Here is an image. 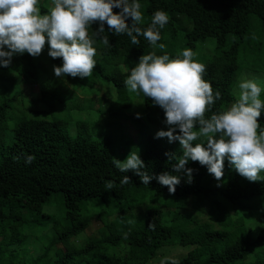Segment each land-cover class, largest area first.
I'll return each mask as SVG.
<instances>
[{"label":"trees","instance_id":"obj_1","mask_svg":"<svg viewBox=\"0 0 264 264\" xmlns=\"http://www.w3.org/2000/svg\"><path fill=\"white\" fill-rule=\"evenodd\" d=\"M138 2L144 17L139 26L143 29L150 25L153 14L158 10H163L169 17L168 23L160 30L161 40L157 46L164 44L167 33L175 35L177 29L182 27L187 28L184 33L187 43L184 46L193 51L200 41L215 40L214 55L203 64L204 79L212 84L214 93L220 91L221 99L210 107L206 118L227 110L235 101L232 88L241 72L240 52L244 47L252 46V18L258 17L264 26V0ZM113 11L119 13L120 9ZM126 22L129 25L132 23L131 19ZM98 28L97 21L88 29L89 37L94 41L93 47L97 49L94 58L100 59L103 64L95 71L99 72L96 81L103 79L113 84L117 95L110 100L104 97L103 101L100 100V107L99 103L94 106L106 116L108 126H115V131H122L125 138L130 132L128 137L132 136L134 142L145 145L140 158L149 175L159 176L169 172L179 175L181 183L177 185L175 194H170L168 187L155 179L149 185H143L131 171L121 172L113 162L115 157L112 152L100 143L82 136L73 140L59 123L45 118L10 117L15 103L23 94L20 89H14L13 82H19L22 77L33 84V89L34 85L40 84V98L37 97L40 102H46L47 97L52 96L50 87L53 83L59 81L67 86L64 81L54 77L55 73L49 75L52 80L43 78L36 57L28 53L16 55L9 67L0 65V88L5 93L13 89L11 97L0 101V132L5 125H10L12 131L3 139L0 137V264H150L166 246H199L206 251L210 245L230 238L222 227L230 228L235 223L233 216L254 210L259 207L258 200H264V181L250 182L231 170L232 166L228 163H225L227 170L222 181L217 182L212 178L207 185L203 184L209 173L207 166H201L198 161H189L186 165L193 169L190 183L185 173L173 170L172 165L176 160L170 162L165 153L180 156L181 152L171 148L162 138L157 139L149 125L131 115L132 100L124 84L127 74L121 69L122 66L134 68L141 56L154 52L153 46L143 37L139 38V45H133L126 34L117 36L108 31L107 24L105 32L97 37L95 31ZM104 36H107L109 44L103 43ZM159 53L156 55H161ZM169 57L174 59L170 54ZM51 62L54 66H62L63 63L62 58H52ZM108 67L112 68L111 71ZM64 79L74 84L82 83L83 87L91 84L87 78L67 76ZM31 97H34L33 90ZM98 100L91 99L92 102ZM104 103L107 106L103 107ZM144 105L147 110L154 106L151 98L145 97ZM156 107L165 120L164 111ZM261 112L259 131H264V109ZM129 121L132 126L128 125ZM155 130L160 131V128ZM28 156H34L35 160L27 163ZM125 175L130 177L132 183L121 186L120 181ZM107 181L114 182L110 190L106 188ZM218 183L221 186L218 187ZM54 197L62 201L71 226L53 236L37 257L21 258L12 248L25 241V235L19 230L25 222L15 211L41 212L43 207L51 205ZM108 201L119 207L112 215L116 217L113 221L111 216L105 218L98 214L90 216L88 220L79 219L83 208L101 206L102 202ZM215 210L228 217L230 222L221 219L211 224L205 223L207 219L201 220V215H208L209 211L215 213ZM247 217L253 219V212ZM93 220L103 223L101 236L74 248L72 239L83 233ZM258 242L264 244V226L259 232ZM58 245L63 247L58 248ZM210 252L212 254L206 264H233L246 259L250 253L247 245L240 240L232 242L221 252L213 249ZM197 258L192 252L160 264H198Z\"/></svg>","mask_w":264,"mask_h":264},{"label":"clouds","instance_id":"obj_2","mask_svg":"<svg viewBox=\"0 0 264 264\" xmlns=\"http://www.w3.org/2000/svg\"><path fill=\"white\" fill-rule=\"evenodd\" d=\"M39 2L0 0V65L3 67H9L16 55L28 53L39 57L47 43L48 55L63 61L62 66H54L57 78H88L97 65L94 59L97 49L89 37V26L99 22L95 31L97 37L105 32L107 24L108 31L117 36L126 34L133 45H139V38L143 37L156 47L161 40L160 30L169 21L167 13L158 10L150 25L141 28L144 17L138 0H52L50 10L43 15ZM113 9L120 12L114 13ZM129 19L131 25L126 22ZM103 43L109 44L107 36L103 37ZM158 47L163 50L166 45L160 43ZM194 55L189 48L174 59L155 52L141 56L124 81L126 90L151 98L153 105L164 111L163 123L168 130L158 131L156 138H167L169 143L179 141L182 155H165L170 162L176 160L173 170L185 173L189 183L193 173V169L186 167L189 161L207 166L209 174L220 182L226 158L234 170L250 182L264 181L261 175L264 172V131H259L264 100L260 84L256 80L239 82L238 98L230 108L206 118L210 107L221 99V93L219 90L214 93L212 84L205 81V66L195 61ZM201 138L205 142L193 143ZM34 160V156L26 158L27 163ZM113 162L121 172L131 171L138 176L143 185L157 180L168 187L170 194H175L181 183L179 175L169 172L149 175L144 161L134 151L126 160L114 158ZM129 183L132 182L128 175L120 181L121 186ZM113 186V181L106 182L107 189Z\"/></svg>","mask_w":264,"mask_h":264},{"label":"rangeland","instance_id":"obj_3","mask_svg":"<svg viewBox=\"0 0 264 264\" xmlns=\"http://www.w3.org/2000/svg\"><path fill=\"white\" fill-rule=\"evenodd\" d=\"M38 6L40 7V10L44 9V11L48 12L52 6V0H40ZM47 12L43 13L41 10L42 15ZM252 26V46L250 47L248 45L240 52L239 62L241 72L237 83L232 88L235 101L238 98V84L243 80H256L262 88L261 99L264 100V26L258 17L252 18ZM186 29L187 28L183 27L178 28L176 34H172L173 36L171 33H167L164 41V44L166 45L165 49L161 50L158 46L153 47L154 52H160L159 54L161 55L170 54L174 58H177L178 54L182 53L184 49H189L184 46V43H187V39L184 35ZM49 47L50 46L46 43L41 55L35 58L40 75L46 80H52L53 78L49 77V75L54 74V65L51 62L52 58L48 55ZM215 47L216 44L214 39L200 41L196 50L193 51L195 54L194 60L202 64L206 63L212 55H214ZM25 54L26 53H24L23 56ZM96 61L97 65L93 69L92 75L87 78V80L91 82L89 86L83 87L82 83L74 84L67 82L64 77L59 78L61 81H64L67 86L61 84L59 81L53 83L50 87V90H53L52 96H48L46 102H40L39 100L41 92L40 84H38L39 86L34 85L33 89V84L25 80L23 77L19 82H13L14 89H20L23 94L19 97L18 102L15 103L10 117H37L57 122L60 124L61 129L69 134L73 140L82 136L84 138H89L92 141H96L104 147H107L112 152L113 156L120 161L126 160L132 151L136 152V154L141 157L145 151V145H141L139 141L134 142L135 140H133L132 136L128 137V135L131 134L130 132L127 133V137L125 138L122 131H115V126H108L106 116L99 112L98 107L94 106L99 103L100 107V100L103 101L104 97L106 100H110L117 95L113 84L105 82L103 79H97L96 81V76H99V72H96L100 67H103L100 59ZM108 69L111 71L112 68L108 67ZM121 69L127 74V76L130 74L131 68L122 66ZM46 80L43 82L41 81V84L46 82ZM10 90L11 91L5 93V91L0 88V101L4 98L11 97L13 89ZM32 90L34 91V97H31ZM128 96L132 100L133 105L131 115L142 123L149 125L152 129L151 133L154 134V136H156V133L158 132L155 130L157 128L164 131L168 130V127L163 123L164 120L161 118V114L156 106L147 110L144 105V97L141 94H130L128 92ZM92 98H99V100L92 102ZM104 104L103 107L107 106V104ZM231 104L227 109L230 108ZM138 114L139 118H137ZM149 120H151V122ZM155 120L157 122L152 123L155 122ZM128 125L132 126V122L129 121ZM11 133L10 125H5L0 132V137L3 139L4 136ZM132 133L134 132L132 131ZM162 140L171 148L180 151L181 145L179 144V141L169 143L167 138H162ZM199 142H205L204 138L194 141V143ZM225 163L230 164L227 158L225 159ZM226 170L227 169L224 167V172ZM231 170H234V168L231 167ZM234 171L237 172L236 170ZM262 176H264V172H262ZM212 178H214V176L208 173L203 184L207 185L211 182ZM258 201L259 203L257 204L259 207L254 210L240 212L239 215L233 216L232 219L235 223L229 226L230 228L224 229L222 227V230H225L230 234L229 239H226L220 244L210 245V247H208L209 249L206 251L204 247L199 246H166L159 251L157 257L153 259L150 264H160L166 260L180 259L181 257L188 256V254L192 252L198 256L196 259V261L198 260V264H206L212 254L210 249L221 252L229 244L238 240L247 245L250 253L247 255L246 259L237 261L233 264L264 263V244L258 242L259 232L264 226V200L259 199ZM118 208L119 207H115L110 201L102 202L101 206L97 205L95 207L89 206L83 208L79 219L88 220L90 216L98 214L105 218L111 216L110 219L113 221L116 217L112 215L117 212ZM251 212H253V219L247 217ZM15 213L21 215L25 222L19 227L21 234L23 232L25 235V241L12 248L21 255V258L27 257L30 259L37 257L40 250L48 244L53 236L71 226L70 221L66 217L64 205L58 197H54L51 205L43 207L41 212L21 209L15 211ZM200 218L202 221H206L207 219L205 223L211 224H216L217 220L221 221V219L226 223L230 222L228 217L222 216L217 210H215V213L209 211L208 215L205 213L201 215ZM103 228V223L101 221H91L83 233L72 239V242L75 244L74 248L81 247L88 240L99 238ZM62 247V245H58V248Z\"/></svg>","mask_w":264,"mask_h":264}]
</instances>
